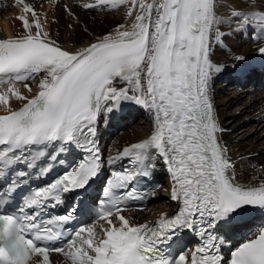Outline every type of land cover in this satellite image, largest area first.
<instances>
[{"label":"snow or ice","instance_id":"6c2138e0","mask_svg":"<svg viewBox=\"0 0 264 264\" xmlns=\"http://www.w3.org/2000/svg\"><path fill=\"white\" fill-rule=\"evenodd\" d=\"M18 2L25 13L38 15L24 0ZM109 3L117 0H86L83 7ZM132 4L139 14L130 29L118 25L86 46L56 43L42 31L39 20L33 33L26 16L19 17L28 30L26 35L0 39V75L20 80L43 74L38 95L19 110L0 115V146H6L0 151V179L5 169L16 164L33 167L28 157L43 156L40 149L49 145L56 144L59 153L75 146L88 154L60 179L26 197L27 208L41 210L50 200L54 207L63 202L62 194L85 188L98 175L97 122L102 116L131 101L152 120L150 136L123 149V157H133L139 171L116 173L115 182L110 180L105 188L108 200L101 202L105 207L100 218L111 225L108 218L116 209L119 227L104 230L102 239L95 238L93 227H81L66 239L68 230L41 226L40 211L22 217L0 215V264H52L53 252L63 253L71 264H224L217 225H227L251 208L264 209V183L236 182L235 165L219 142L220 129L209 95L212 76L229 67L212 59L213 45L222 43L225 35L219 27L225 19L216 13L227 5L219 0H132ZM253 8L249 0L248 12L230 15L240 21L239 27H251L250 14L264 21V10L256 13ZM133 14L130 8L128 15ZM259 52L264 55V47ZM157 154L171 175L172 199L180 201V207L172 216L163 215L155 226L130 225L119 215L120 197L113 196L112 190L128 188V194H134V181L147 179ZM50 159L56 161L57 156ZM80 210L77 205L59 216L60 227ZM197 226L206 242L191 252L170 256L166 249L172 237ZM65 239L61 246H54ZM229 264H264V230L236 247Z\"/></svg>","mask_w":264,"mask_h":264},{"label":"bare ground","instance_id":"6f19581e","mask_svg":"<svg viewBox=\"0 0 264 264\" xmlns=\"http://www.w3.org/2000/svg\"><path fill=\"white\" fill-rule=\"evenodd\" d=\"M130 1V6L120 4L117 0L115 4L109 3L103 7L85 9L83 4L86 0H24V3L33 6L38 14L36 17H33L31 13L24 12L23 4L18 2V0H16L15 5H13L17 10L15 13L13 10L8 12L2 0L0 2V26L2 27L3 34L0 33V37L12 36L19 38L25 35L28 30L20 32L19 27L20 25L24 26L23 21L19 19V17L24 16L27 17L29 24L33 25L32 32L34 33L36 31L34 26L36 20L40 22L43 17L45 20L41 24L42 31L46 32L56 43L65 47L86 46L90 42H95L97 37L114 32L118 25H124L125 29L131 28L132 22L135 19V14H139V8H133L132 0ZM87 2L93 3L94 0H87ZM219 2L222 5H227V7L220 8L216 13L218 16L225 19V22L219 25L221 31L225 33V35L223 36L222 43L213 45L214 56L212 59L214 62H219L229 67L222 72L215 73L210 81L209 95L213 104L216 122L220 129L217 135L219 142L227 149V154L234 165L237 161L235 159L237 153L230 150L229 145H236V148L240 152L238 155L242 157V161L249 162L247 159L249 157L251 162L253 160H258L262 163L264 155H260V153H264V147L255 146L251 148L245 145V142L247 144L251 143V139H248V141H246V139L244 140L245 135L251 130L243 134L242 129L245 130L246 127L242 126L236 134L231 133V131L242 125L245 118H247L245 115L248 113L249 116L250 111L259 112L256 114L259 116L264 115V92L259 88V85H255L254 87L243 86L238 88L239 90H235L229 84L234 81V79L231 80V78L223 80L220 84V86H222H218V89L214 86L213 82L218 77L229 73L230 77H235L239 73H243L245 77L254 74L255 71L250 64L251 60L256 57L259 49L264 47V31L262 34H259L260 29L264 28V21H261L258 15L252 16L250 14L251 27L241 28L239 27L240 21L230 14L232 11L248 12L249 0H219ZM250 3L254 6L253 11L256 13L264 10V0H250ZM115 6L124 9L127 14L125 16H118L114 13L115 11L113 12ZM130 8L133 9L134 13L132 16L128 15ZM98 10H101V13H96ZM66 19H69V24L66 23ZM69 25H71V28ZM255 36L256 38H254ZM239 56H243L245 59L243 61H238L236 57ZM30 79L31 81H29ZM42 79L43 74L40 73L33 74L31 78L25 79L24 81L7 82L6 84L11 83V86L7 92H1L0 96L6 101L0 103V114L4 111L8 112L13 108L19 107L38 95L41 90L39 88V83ZM15 93H19L20 97H23V99L17 98ZM235 103L241 104L239 107L241 112L227 110ZM120 109L124 113H127L124 116L125 121L122 123L125 125V129L123 126L118 127L115 123H111L107 119L108 114L102 116L98 120L101 145L106 151V154L131 145L139 141L142 137L151 134L150 129L152 128V120L146 110L131 101L123 102ZM138 113H141L142 116L138 117ZM241 114H243V116L239 117ZM257 125L260 126H255V131L258 133L257 137L264 136V123L260 125L258 123ZM114 130L116 134L113 135V132H115ZM262 143H264V140ZM255 153L259 155L253 156ZM157 159L161 164L165 163L159 156ZM262 164L263 167L261 169L254 166H244V173L239 178V173L236 175V172L233 171L236 182L242 185H259L260 183H264V163ZM253 174H255V176H252ZM172 188V181L163 187V189L169 192V196L166 200L162 199L163 195L161 189H157L151 194V197L155 200L154 202H158L157 204L151 205V203H149V205L145 206L142 210H126L122 212V215L129 220L130 225H134L141 221H151L165 214H171L176 207L172 195L170 196V194H172ZM160 212L162 213L158 216ZM120 223L118 219L112 220V226L119 227ZM109 227L111 226L96 229L95 238L100 239L103 237L104 230L109 229Z\"/></svg>","mask_w":264,"mask_h":264},{"label":"rangeland","instance_id":"374dc122","mask_svg":"<svg viewBox=\"0 0 264 264\" xmlns=\"http://www.w3.org/2000/svg\"><path fill=\"white\" fill-rule=\"evenodd\" d=\"M1 2V1H0ZM131 1L130 0H126V3H124V4H126V6H130L131 4ZM129 4V5H128ZM118 7V8H117ZM6 10L8 11V12H10V11H14V13L15 12H17V10L12 6V2H10V1H8L7 3H6ZM115 11V12H114ZM113 12L115 13V14H117L118 16H125L126 14H127V12L126 11H124V9H122V8H120L119 6H115L114 7V9H113ZM96 13H101V10H98ZM20 14V13H19ZM14 17H15V14H14ZM44 18L42 17L41 18V20H40V24H42V22H44ZM66 23L67 24H69V19H66ZM20 27V32H25V31H27V29H25V27L23 26V25H20L19 26ZM0 28H2L1 26H0ZM2 30V29H1ZM62 37H63V35H62ZM225 79V77H220V78H217V80L216 81H214L213 83H214V86L215 87H217V89H218V86L219 87H221L220 86V82H222L223 80ZM33 83V82H32ZM239 86V85H238ZM234 89L236 90V89H238V88H235L234 87ZM231 90V89H230ZM239 90V89H238ZM233 91V90H232ZM222 98V97H221ZM238 103H235V104H233L229 109H227V110H235V111H238V112H241V110L239 109V107H240V105L241 104H238ZM236 106V107H235ZM259 113V112H258ZM258 113H256V111L255 112H252V111H250V115L248 116V113L245 115V116H247V118H245V120L243 121V123H242V125L241 126H239V127H236V128H234L232 131H231V133H233V134H236L237 133V131L238 130H240L241 129V127L242 126H245L246 128H245V130L244 129H242V132H243V134H246V132H248V130H251L247 135H245V138H244V140L246 139V141H248V139H251V143L250 144H247L245 141V145L247 146V147H251V148H254L255 146H259V147H264V143H262V141L264 140V136H259V137H257V135H258V133H257V131H255V126H257V127H260V126H258L257 124L259 123V125L261 124V123H264V122H262V121H260V120H256L254 117L255 116H257L256 114H258ZM241 116H243V114H241L239 117H241ZM255 124V125H254ZM127 130V129H126ZM244 130V131H243ZM241 135V134H240ZM257 137V138H256ZM229 149L230 150H232V151H234L235 153H237V155L235 156V159L237 160V161H239V162H237L236 161V163H235V168H234V170L233 171H235L236 172V175H238V173H239V176H238V178L239 177H241L242 175H243V173H244V171H243V168H244V166L246 167L247 165L248 166H254V167H256V168H258V169H261L262 167H263V164L262 163H264V159H262V163H260V161H250V158L248 157L247 159L249 160V162H245V161H242V157H240V155H238L240 152H239V150L236 148V145H229ZM231 151V152H232ZM255 155H259V154H257V153H255L253 156H255ZM260 155H264V153L263 152H261L260 153ZM252 156V157H253ZM241 159H240V158ZM244 163V164H243ZM250 166V167H251ZM252 176H255V174H253ZM161 191H162V199H164V200H166L167 198H168V196H169V192L167 191H165L163 188L161 189ZM155 200H152L150 203H151V205L153 204H157L156 202H154ZM162 212H160L159 214H158V216L161 214ZM112 227V226H111ZM110 228V227H109Z\"/></svg>","mask_w":264,"mask_h":264}]
</instances>
